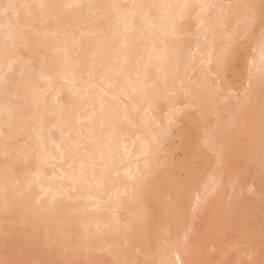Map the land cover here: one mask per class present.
Here are the masks:
<instances>
[{"label":"bare ground","instance_id":"obj_1","mask_svg":"<svg viewBox=\"0 0 264 264\" xmlns=\"http://www.w3.org/2000/svg\"><path fill=\"white\" fill-rule=\"evenodd\" d=\"M0 15V69L19 67L0 74V248L222 264L243 245L264 261V0H1ZM211 202L220 234L191 258ZM244 202L259 214L240 218Z\"/></svg>","mask_w":264,"mask_h":264},{"label":"rangeland","instance_id":"obj_2","mask_svg":"<svg viewBox=\"0 0 264 264\" xmlns=\"http://www.w3.org/2000/svg\"><path fill=\"white\" fill-rule=\"evenodd\" d=\"M0 2H1V0H0ZM6 2V1H5ZM2 4H3V2H2ZM6 13L5 14H1L2 15V17L4 16V18L5 17H9L10 15H13V14H10L11 12H9L8 10L7 11H5ZM9 12V13H8ZM0 15V16H1ZM9 15V16H8ZM2 17H0V19L2 18ZM10 18H11V16H10ZM13 19V18H12ZM6 20V19H5ZM1 21L3 22V18L1 19ZM1 29V28H0ZM18 66H13L11 69H6V72H5V70H3L2 68L0 69V74H6V75H3L4 77L5 76H7L8 74V76H11V75H13L15 72H17L19 69V67L17 68ZM1 71H4V73H2ZM14 72V73H13ZM17 74V76H19L18 74H19V72H17L16 73ZM16 74H14V76L16 75ZM7 76V77H8ZM17 76H15V78L17 79ZM1 77H2V75H1ZM3 78V77H2ZM1 78V79H2ZM1 79H0V81H1ZM53 129V130H52ZM51 130L53 131V133L55 132V130H56V132L53 134V133H51L50 132V135L52 134V135H55V134H59V131H57V129H55L54 130V128H52ZM50 130V131H51ZM1 131V130H0ZM48 131V130H47ZM44 132V136H46L47 137V139H48V136H49V131L48 132H46V130H44L43 131ZM45 133H47L46 135H45ZM48 135V136H47ZM56 136V135H55ZM48 141V140H47ZM19 157H22V156H19ZM31 157V156H30ZM250 171H252L251 173H253V170H250ZM248 175H251V174H249L248 173ZM245 178H246V175H245ZM248 178V177H247ZM259 181V180H258ZM256 181H254V183H255ZM226 183V182H225ZM257 184L259 183V182H256ZM255 183V184H256ZM261 185H262V183H260ZM260 184H258L259 186H260ZM226 185H227V183H226ZM258 185H256V187L258 186ZM229 186H227V189H229L228 188ZM262 187V186H261ZM261 187H257L258 189H260ZM224 189V191H226L225 190V188H223ZM222 191L223 190H221V194L219 193V194H217V197H219V196H223V193H222ZM245 192V191H244ZM47 194V193H46ZM225 196H223V198L224 197H226V194H224ZM242 195H245V194H242ZM247 195V194H246ZM246 195H245V197H246ZM44 196V197H43ZM43 198H47L48 197V194H47V196L46 195H44L43 194ZM50 196V195H49ZM250 197L252 196V197H255L254 195H249ZM41 197V198H42ZM59 196H57V197H55V198H53V200L55 199V201L57 200V199H59V198H61V201L62 200H64L65 201V196H63V195H60V197L58 198ZM217 197H215V200H216V202L218 201V198ZM43 198H42V200H43ZM52 198V197H51ZM213 198H214V196H213ZM248 198V197H247ZM256 198V197H255ZM47 199H50V197L49 198H47ZM244 199V198H243ZM249 199V198H248ZM46 200V199H45ZM51 200V199H50ZM60 200V199H59ZM244 200H246V199H244ZM39 201H41V199L39 200ZM44 201V200H43ZM48 201V200H47ZM254 201V200H253ZM45 202V201H44ZM57 202V201H56ZM213 202V201H212ZM212 202L211 203H208V205L206 204V206H203L202 208L204 209H202V211H201V209H200V211L199 212H197L198 214H197V217H195V219L193 220V222H192V231H191V233H190V237L188 238L189 239V242L187 241V245L189 246V249L191 248V256H189L190 254H188V256L189 257H194V254H197V251H198V249H195L194 247H195V245L196 244H192V243H197V244H199V245H201L202 244V242H205V243H208L209 241H210V243H213V241H211V240H214L215 241V239L214 238H212V237H215V236H217V234H220V232L217 230V229H219L218 228V225L220 224H218V221H215V220H217V219H215V218H217L216 216H215V218H214V220H212L213 219V217L211 216L213 213L215 214L216 212V210H215V207L213 206V205H215V202H214V204H212ZM262 201H259V203H257V204H260ZM41 203H42V201H41ZM242 203H240V205H241ZM211 205V206H210ZM242 206V205H241ZM240 206V209L241 210H244L243 209V207H245L246 208V210L247 211H241L240 213H241V215H238L240 218H243V216H245V218H250V216H247L248 214H251V213H249V211L248 210H250L251 212L252 211H254V210H256V209H253V210H251L252 208H255L256 207V205H253V206H255V207H251V206H249V207H251V209L249 208L248 209V207H247V205H245V202H244V206H242L241 207ZM258 206V208H259V205H257ZM263 206V205H262ZM206 207V208H205ZM214 207V208H213ZM212 208L215 210L214 212H212ZM257 208V207H256ZM257 208V209H258ZM260 208H262L261 206H260ZM211 212V215H209V217H212V219H208L207 218V214L208 213H210ZM255 212V211H254ZM256 212H258V214H259V212H260V210L258 211V210H256ZM239 213V214H240ZM253 214H255V213H253ZM257 214V213H256ZM207 215V216H206ZM238 216H236L235 217V219L236 220H238L239 219V217ZM258 216V217H257ZM256 217H257V220H258V218L260 217L259 215H257ZM262 218H263V216H261ZM247 218V219H248ZM262 218H259V219H262ZM219 219V218H218ZM236 220H234V221H236ZM219 221H220V219H219ZM256 221V220H255ZM263 221V220H262ZM221 222V221H220ZM257 222H259L258 224H261L260 222L261 221H257ZM257 222H255V224L256 225H258L257 224ZM235 223H237V221L235 222ZM264 223V222H263ZM236 226H237V224H236ZM235 226V227H236ZM238 226H240V225H238ZM237 226V227H238ZM261 226H262V224H261ZM260 225L258 226V227H260V228H258V229H262L261 231H263L264 230V225L261 227ZM239 228V227H238ZM258 229H255L251 234H252V236H255V235H257L258 234ZM9 230H12V229H9ZM216 230H217V232H216ZM13 231V230H12ZM12 231H10L11 232V234L13 233ZM207 231V234H208V232L210 233L209 235H207V236H201L203 233H205ZM217 233V234H216ZM10 234V233H9ZM11 234L10 235H6V236H4V234H3V236L4 237H6L7 239H8V241H10V239L9 238H12V237H9V236H11ZM15 234V233H14ZM227 235V238H226V236L225 237H223L224 235L222 234V237L219 239V238H217V240H220V241H222L223 239H231L230 237H234L235 236V234L233 233H228V234H226ZM3 236L2 237H0V239L2 240V238H3ZM13 236V235H12ZM201 236V237H200ZM219 236H221V235H218V237ZM14 237V236H13ZM237 237V236H236ZM262 237V238H261ZM260 238H261V240L259 239V238H256L255 239V241L254 242H256L255 244H260V243H263L264 242V236H261ZM5 238V239H6ZM235 238V237H234ZM29 239V238H28ZM15 239H12V241H14ZM23 242H22V244L20 245V249L19 250H17V248L14 250V251H11L12 249H10V247L9 246H11V242H7V240H5L3 243H6L5 245L6 246H4V247H2V248H0L1 250H3V255L2 254H0V256L2 255V258L1 259H3L5 262H6V264H27L25 261H27V259H25V261H24V258L22 257L23 256V254L25 253V251H24V253H22L21 252V250H27V254L29 253V255L30 256H32L31 258L32 259H34V257H36L37 255H39L38 254V249L41 247L40 246V244H38L41 240H39V242L38 241H36L37 242V245H36V247L34 246L35 244L34 243H32L31 241V244H33V246H31L30 244H29V246H28V244H27V246L25 245V242H26V238H23ZM199 240V241H198ZM233 240H235L236 242H237V240H239L238 242L240 243L241 241H245V240H243V239H233ZM196 241V242H195ZM199 243H198V242ZM226 241V240H225ZM228 241V240H227ZM2 241H0V243H1ZM29 242V241H28ZM218 242V241H217ZM223 242V241H222ZM190 243L194 246V247H190ZM201 243V244H200ZM204 243V244H205ZM209 243V244H210ZM216 243V242H215ZM209 244H208V247H209ZM221 244V243H220ZM4 245V244H3ZM25 245V246H24ZM198 245V246H199ZM236 245V244H235ZM13 246V245H12ZM38 246H40L39 248H38ZM197 246V245H196ZM202 246H204V245H202ZM206 246V245H205ZM22 247H23V249H22ZM207 247V246H206ZM13 248V247H12ZM36 248V249H35ZM199 249H201L202 250V248H204V247H198ZM43 249V248H42ZM211 249V248H210ZM17 250V251H16ZM206 250V249H205ZM243 250H245V246H231L229 249H228V251H227V253H226V255H225V257L222 259V264H254V262H253V260H251L252 259V256H249V255H247L248 254V252H247V254L246 253H243ZM41 251V250H40ZM204 250H202V252H203ZM263 251V250H262ZM1 252V251H0ZM42 252H44V251H42ZM194 252V253H193ZM199 253H200V250L198 251ZM205 252V251H204ZM245 252V251H244ZM260 252V251H259ZM206 253V252H205ZM46 254V253H45ZM44 254V255H45ZM213 254V253H212ZM263 254V252H260V253H258L257 254V256L255 255L253 258L255 259H258L257 261H258V264H264V261H263V257L261 256ZM24 255H26V254H24ZM29 255H27V256H29ZM200 255V254H199ZM203 254H201L200 256H202ZM41 256V255H40ZM40 256L38 257L39 259H40ZM42 256H43V254H42ZM215 256H217V255H214V257ZM46 257V255L44 256V258ZM189 257L187 258V260H189ZM211 257H213V256H211ZM31 258H29V260L32 262V260H31ZM43 257L40 259V261H42V262H45L43 259H44ZM190 258V259H191ZM46 259H48L49 260V258H47L46 257ZM213 259V258H212ZM2 260V261H3ZM47 260V261H48ZM53 260V259H52ZM1 261V260H0ZM3 261V262H4ZM46 261V262H47ZM41 262V263H42ZM214 262V261H213ZM212 262V263H213ZM41 263H39V264H41ZM52 262H50V264H51ZM101 263H103V261L101 262ZM200 263V262H199ZM5 264V263H4ZM32 264V263H31ZM37 264V263H36ZM43 264V263H42ZM65 264H67V263H65ZM69 264H71L70 262H69ZM76 264H78V263H76Z\"/></svg>","mask_w":264,"mask_h":264}]
</instances>
